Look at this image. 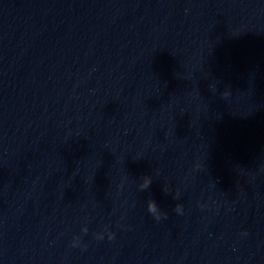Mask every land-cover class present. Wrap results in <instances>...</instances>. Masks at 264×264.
I'll use <instances>...</instances> for the list:
<instances>
[{"label": "water", "instance_id": "95a60500", "mask_svg": "<svg viewBox=\"0 0 264 264\" xmlns=\"http://www.w3.org/2000/svg\"><path fill=\"white\" fill-rule=\"evenodd\" d=\"M0 264H264V0H0Z\"/></svg>", "mask_w": 264, "mask_h": 264}]
</instances>
